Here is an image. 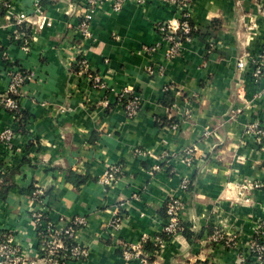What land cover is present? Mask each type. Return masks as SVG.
Wrapping results in <instances>:
<instances>
[{
    "label": "crops",
    "instance_id": "obj_1",
    "mask_svg": "<svg viewBox=\"0 0 264 264\" xmlns=\"http://www.w3.org/2000/svg\"><path fill=\"white\" fill-rule=\"evenodd\" d=\"M10 1L11 13L36 21V0ZM85 1L44 0V18L26 29L0 14V54L8 56L0 61V132L15 130L11 146L0 144V168L14 184L0 198V234L12 233L35 264H48L47 255L31 254L39 248L32 214L43 209L31 190L39 185L57 226L88 220L76 237L88 256L72 264H142L125 260L122 248L144 237L147 264H264L250 249L264 221V146L245 133L249 122L264 124V83L253 81L251 65L238 68L248 53L264 50V0H193L196 32L173 57L158 26L179 19L176 6L126 0L116 11L103 1L85 40ZM79 49L99 86L77 64ZM19 70L35 74L18 98L24 121L1 104ZM126 90L141 98L134 117L119 101ZM189 150L191 163L183 159ZM113 165L123 173L107 189L100 177ZM75 176L86 179L79 188ZM171 198L183 201L181 220L198 235L193 242L164 238ZM116 216L121 223L113 228ZM216 230L236 236L237 246L211 242Z\"/></svg>",
    "mask_w": 264,
    "mask_h": 264
},
{
    "label": "built area",
    "instance_id": "obj_2",
    "mask_svg": "<svg viewBox=\"0 0 264 264\" xmlns=\"http://www.w3.org/2000/svg\"><path fill=\"white\" fill-rule=\"evenodd\" d=\"M44 0H36L35 2V17L36 21L32 20L26 13H11L13 4L10 0H0V14L7 13V16L13 17L15 22L19 25L24 23L32 24L41 22L44 18L42 15V2ZM103 1H112L113 8L116 11L121 10L126 0H86V12L79 23V30L82 39L89 40L93 37L92 21L97 9ZM139 5H146L148 0H132ZM178 9L179 19L173 23L160 24L158 30L164 37L168 44V54L173 57L177 54L180 43L184 40H191L190 34L192 32L191 20H193V0H165ZM46 22V21H45ZM44 22V23H45ZM49 24V21L47 22ZM25 40V37L22 36ZM26 46V45H25ZM149 51H155L156 48H148ZM8 59L7 54H0V61ZM77 64L81 67L82 73L86 74L94 83L99 86L101 78L93 75L89 68L85 55L82 49L78 51ZM252 66V79L256 84L264 83V50L257 54L248 53L243 57L239 63L240 70L245 69L247 66ZM35 74L31 71H14L11 73V84L7 94L1 99V104L8 112L16 113L21 109L19 97L21 89L28 82L33 81ZM245 88L239 91V98H244ZM119 101L123 103L125 110L129 117L137 115L140 106L141 98L139 95L128 90L119 95ZM243 108L236 109L234 115H240ZM245 133L247 136H253L258 145L264 146V124L259 120H254L246 125ZM15 137V130L12 127H6L0 132V144L12 145ZM170 155L165 153L162 160H167ZM192 150L186 152V157L183 159L187 163L192 162ZM160 169V166L158 167ZM123 173V168L120 165H113L107 168L100 177V183L104 188H111ZM190 182L184 180L182 188L188 190ZM33 199L43 208L33 212L32 219L36 226L37 238L39 241V248H33V254L37 258L43 253L47 255L46 259L48 264H72L77 260L85 259L88 256V250L76 242V237L79 231L83 230L88 225V220L84 216H75L68 221L62 222L61 226H57L45 214V197L46 190L39 185L34 186ZM44 206V207H43ZM184 207L183 201L179 198H171L166 204L167 223L164 227V233L169 235H176L181 228V211ZM121 219L116 216L111 222L113 228L120 226ZM70 239L73 241L72 246H67L65 240ZM157 246H163L164 241L160 238L155 239ZM211 242L217 243L225 240L227 247L237 246L236 236L231 238L225 237L220 230H216L210 237ZM148 242V237H144L140 243L124 245L122 248V255L125 260L139 259L142 264H147V259L143 258V245ZM251 252L259 260H264V221L257 231L256 237L250 243ZM0 264H35L30 259L29 252L25 246L17 242L16 236L12 233L3 235V240L0 242Z\"/></svg>",
    "mask_w": 264,
    "mask_h": 264
},
{
    "label": "trees",
    "instance_id": "obj_3",
    "mask_svg": "<svg viewBox=\"0 0 264 264\" xmlns=\"http://www.w3.org/2000/svg\"><path fill=\"white\" fill-rule=\"evenodd\" d=\"M191 25H192V32L190 34V37L193 38L194 33L196 32V25H195L193 20H191ZM21 27H22L21 29H26V27L25 26L23 27V25ZM208 36H210V34L207 35V37ZM15 98L18 99L19 97L15 96ZM10 113L13 114L14 116H16V118L19 117L20 119H23L22 121H24L26 113L24 114V110L22 109V107L16 113H14V112H10ZM10 174H11L10 172H7L3 168H0V198L1 199H6L9 191L14 188V184L11 183L12 174H11V176H10ZM74 178H75L74 184L77 188H79L86 180L85 178H81L79 176H75ZM69 179L73 181V179H71V177H69ZM34 190H35V188H33L31 190V194H32L31 197L32 198H33ZM166 217H167V212H166ZM6 233H9V232H3L0 234V242L3 240V235ZM177 234H182L190 242H193V240H195L198 237V235H196L192 231L191 226L189 224L183 223V221L181 222V228ZM171 236H175V235H169L167 233H164V238L169 239ZM65 244L67 246H72L74 243L70 239H67V240H65Z\"/></svg>",
    "mask_w": 264,
    "mask_h": 264
}]
</instances>
